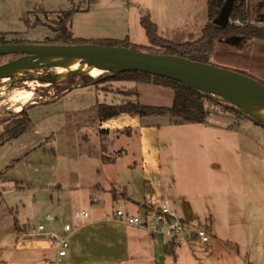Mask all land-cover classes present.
Listing matches in <instances>:
<instances>
[{"label":"rangeland","instance_id":"1","mask_svg":"<svg viewBox=\"0 0 264 264\" xmlns=\"http://www.w3.org/2000/svg\"><path fill=\"white\" fill-rule=\"evenodd\" d=\"M249 1L257 12L264 13V0ZM69 10L71 17L66 25L74 38L87 41L127 39L138 50L151 46L140 23L143 14L150 13L159 25L158 34L173 42L197 39L208 21L206 0H0V43L46 42L58 33L57 23L63 12ZM215 44L209 63L247 75L245 70L235 68V64L256 58L255 54L250 55V47H264V40L235 37L218 40ZM238 48H243L245 53L238 52ZM152 50L158 49L153 47ZM14 57L13 54L2 55L0 62ZM50 68L30 66L20 73L0 75V91L27 87L33 92L20 110H16L17 104L5 96L0 97V134L21 117L19 112L24 108L34 124L23 137L0 140V230H9L14 224L23 231L37 229L39 223L48 225V214L57 211V221L62 225L65 221L78 220L73 215L74 209L85 204L87 196L81 197L79 192L86 182L77 177L81 167L77 157L82 154L74 143L73 129L78 119L88 114L93 117L92 104L97 101L117 103L123 98L169 106L172 101L170 88L116 80L110 77L113 71L88 75L86 85L71 87L63 93L57 86L70 75L79 82V74L62 78ZM4 77L8 81H3ZM237 110L244 117L239 118L212 104L206 121L223 129L191 133V142L203 148L211 161L204 164L206 171L198 165L190 167L191 177L195 175L207 187L203 190L204 196L193 199L196 217L190 228L198 224L205 226V220L212 214L215 218L213 230L228 234L232 242L240 241V253L246 260L264 264V124H257L251 116ZM166 116L171 120L177 118ZM165 119L158 118L159 121ZM190 154L192 158L200 157L199 152ZM174 157L176 164L186 171L184 162L190 158L187 151L177 147ZM212 161L220 167L214 168ZM205 172L213 175L208 182L202 177ZM239 173L241 181H234ZM229 207L231 210L227 209ZM244 238L252 242L250 247L241 244Z\"/></svg>","mask_w":264,"mask_h":264},{"label":"crops","instance_id":"2","mask_svg":"<svg viewBox=\"0 0 264 264\" xmlns=\"http://www.w3.org/2000/svg\"><path fill=\"white\" fill-rule=\"evenodd\" d=\"M148 14L158 30L157 21ZM250 48V55L255 54L256 58L236 63L235 68L245 70L264 84V47ZM237 51L245 53L243 48ZM213 56L214 49L210 62ZM75 86L79 85L72 87ZM126 100L122 98L120 102ZM97 103L107 102L92 104L93 117L88 114L78 119L75 129L72 128L74 143L82 154L77 157L81 166L77 177L86 182L79 192L81 197L87 196L86 203L74 210L86 209L89 216L77 218L76 222L65 221L64 225H71L67 231L57 221L58 211L48 214V225L39 223L44 225L43 230L37 227L23 231L15 224L9 230H0V264H55L58 241L50 232L65 235L69 241L57 264H252L240 253V241L235 239L234 243L228 234L212 229L215 220L212 214L205 220L211 236L208 242L185 237L179 244L163 234L165 228L161 224L133 225L113 215L115 209H122L142 216L148 208L165 203L179 219L190 224L196 217L193 199L204 196L203 190L207 188L195 175L192 179L190 167L198 165L206 171L204 164L211 161L203 148L191 142V133L223 128L210 121L175 123L163 114L121 112L99 119ZM159 117L166 119L159 121ZM32 126L33 121L27 130ZM27 130L15 139L26 135ZM177 147L190 156L184 162L186 171L176 164ZM194 151L200 157L192 158L190 152ZM211 165L220 167L216 161ZM212 176L205 172L202 177L208 182ZM234 181H241L240 173ZM241 244L250 247L252 242L244 238Z\"/></svg>","mask_w":264,"mask_h":264},{"label":"trees","instance_id":"3","mask_svg":"<svg viewBox=\"0 0 264 264\" xmlns=\"http://www.w3.org/2000/svg\"><path fill=\"white\" fill-rule=\"evenodd\" d=\"M225 0H206L208 21L201 29V35L193 41L173 42L161 37L158 34L157 25L151 20L148 13L140 17V23L143 26L146 36L151 43V46L145 47V51L168 54H178L186 56L190 59L209 62V57L213 52L214 44L218 40H229L235 37H252L256 39H264V13L257 12L249 3V0H234L229 13L228 22L223 25L213 23V19L218 15L220 8ZM258 5H261L260 3ZM71 17V11H64L59 19L56 31L58 33L53 38H48L45 43L52 44H81V43H99L125 46L136 49L127 39L115 40H82L74 38L67 27V21ZM15 42V41H12ZM24 42V41H16ZM156 47L158 50H152ZM248 75V74H247ZM250 76V75H248ZM79 82L86 85L88 75L79 74ZM116 80H133L154 84L161 87L170 88L173 91L172 101L169 106H154L142 104L134 100H126L120 103H97L96 114L99 119H106L115 116L121 112L133 114L148 115V114H163L177 117L173 120L175 123H195L206 121L209 115L210 107L213 105L221 106L224 110L234 113L239 118L244 117L242 112H239L230 103L220 102L218 98L199 91L198 89L183 83L181 81L161 76L154 75L148 72L137 70H120L110 76ZM252 77V76H251ZM254 78V77H253ZM75 76L70 75L61 86L57 88L64 92L70 89L75 84ZM131 93V92H129ZM21 117L15 119L12 124L5 127V130L0 134V140L4 138L15 139L25 132L32 124L27 109H22ZM1 122V121H0ZM257 124H260L256 121ZM171 247L174 243L170 244Z\"/></svg>","mask_w":264,"mask_h":264},{"label":"water","instance_id":"4","mask_svg":"<svg viewBox=\"0 0 264 264\" xmlns=\"http://www.w3.org/2000/svg\"><path fill=\"white\" fill-rule=\"evenodd\" d=\"M233 1L225 0L213 23L223 26L228 22ZM8 54L18 56L0 62V75L30 66L52 67L56 62H45L49 57L97 60L99 63L116 65L113 74L120 70H137L181 81L232 104L260 124H264V85L251 76L209 62L178 54L99 43L1 42L0 56ZM76 73L90 75L87 70ZM77 84L83 85V82Z\"/></svg>","mask_w":264,"mask_h":264},{"label":"built area","instance_id":"5","mask_svg":"<svg viewBox=\"0 0 264 264\" xmlns=\"http://www.w3.org/2000/svg\"><path fill=\"white\" fill-rule=\"evenodd\" d=\"M73 215L75 218H87L89 212L86 209H76L74 210ZM113 215L116 218L133 225H144L149 224L150 222H154L158 225L161 224L165 228L163 234L176 244L182 243L185 237L199 239L201 242H208L211 237L206 226L198 224L194 229H191L189 222L179 219L165 203L148 208L142 216L128 214L122 209H115ZM37 227L39 230L44 229L43 224H39ZM70 229L71 225L66 223L64 225V230L67 231ZM49 235L58 241L57 259L55 261V264H57L60 258L65 255L69 241L65 235H56L53 232H50Z\"/></svg>","mask_w":264,"mask_h":264},{"label":"bare ground","instance_id":"6","mask_svg":"<svg viewBox=\"0 0 264 264\" xmlns=\"http://www.w3.org/2000/svg\"><path fill=\"white\" fill-rule=\"evenodd\" d=\"M45 62H56V64L53 65L50 68V70L53 73L58 74L62 78L69 74H75L76 72L80 70H87L90 72L89 74L92 76L105 75L110 71L116 70V65L107 64V63H99L97 60H90V59H83V58H76V57H71V58L49 57L45 59ZM18 72L20 73L21 70H18ZM2 80L8 81V78L4 77ZM18 88H7V89H2L0 91V97L5 96L9 101L17 104L15 108L16 110H20L21 104H25L33 96V92L31 89H27V87L26 89H18Z\"/></svg>","mask_w":264,"mask_h":264},{"label":"flooded vegetation","instance_id":"7","mask_svg":"<svg viewBox=\"0 0 264 264\" xmlns=\"http://www.w3.org/2000/svg\"><path fill=\"white\" fill-rule=\"evenodd\" d=\"M13 55H15V57L18 56L17 54H13ZM15 57H14V58H15Z\"/></svg>","mask_w":264,"mask_h":264}]
</instances>
